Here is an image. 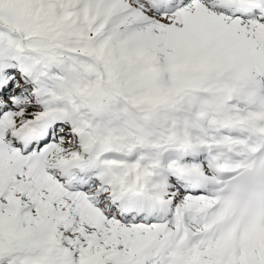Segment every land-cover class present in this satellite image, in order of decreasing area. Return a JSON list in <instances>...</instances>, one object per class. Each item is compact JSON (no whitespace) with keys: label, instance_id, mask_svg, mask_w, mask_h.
Instances as JSON below:
<instances>
[{"label":"snow or ice","instance_id":"snow-or-ice-1","mask_svg":"<svg viewBox=\"0 0 264 264\" xmlns=\"http://www.w3.org/2000/svg\"><path fill=\"white\" fill-rule=\"evenodd\" d=\"M0 264H264V0H0Z\"/></svg>","mask_w":264,"mask_h":264}]
</instances>
